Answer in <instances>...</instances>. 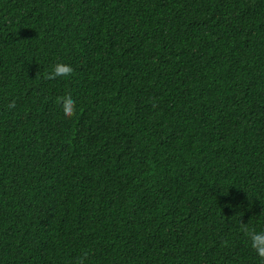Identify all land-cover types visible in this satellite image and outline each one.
<instances>
[{
    "label": "trees",
    "instance_id": "1",
    "mask_svg": "<svg viewBox=\"0 0 264 264\" xmlns=\"http://www.w3.org/2000/svg\"><path fill=\"white\" fill-rule=\"evenodd\" d=\"M249 231L264 0H0V264H264Z\"/></svg>",
    "mask_w": 264,
    "mask_h": 264
},
{
    "label": "clouds",
    "instance_id": "2",
    "mask_svg": "<svg viewBox=\"0 0 264 264\" xmlns=\"http://www.w3.org/2000/svg\"><path fill=\"white\" fill-rule=\"evenodd\" d=\"M74 69L70 64L63 62H57L51 66V70L45 73L46 79H55L57 77H71ZM61 107L64 111V115L67 118H71L75 115L76 102L72 99L71 95H66L61 98ZM249 238L252 241V246L257 249L258 254L264 257V233H256L254 231H249ZM82 264V262H81Z\"/></svg>",
    "mask_w": 264,
    "mask_h": 264
}]
</instances>
